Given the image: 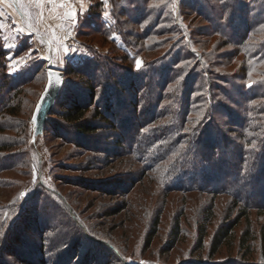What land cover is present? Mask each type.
Segmentation results:
<instances>
[{"label": "rangeland", "instance_id": "1", "mask_svg": "<svg viewBox=\"0 0 264 264\" xmlns=\"http://www.w3.org/2000/svg\"><path fill=\"white\" fill-rule=\"evenodd\" d=\"M100 1L99 16L97 0H23V9L9 0L20 11L0 3V25L9 30L0 29L3 62L13 75L32 76L15 98V114L0 117V145L9 146L0 151V232L8 229L0 262L39 263L43 253L49 264H264L263 209L221 190L166 189L178 175L169 165L179 168V152L203 149L194 133L209 124L220 133L212 138L233 140L225 160L235 159L236 143L264 152L251 140L264 139L256 128L264 127V0ZM73 68L95 75L97 100L105 86L117 89L113 112L143 129L93 120L101 131L78 135L50 117L35 132L47 70L65 74L60 104L88 98ZM249 110L259 115L250 124L256 131L239 139L234 124ZM220 227L231 235L211 255Z\"/></svg>", "mask_w": 264, "mask_h": 264}, {"label": "trees", "instance_id": "2", "mask_svg": "<svg viewBox=\"0 0 264 264\" xmlns=\"http://www.w3.org/2000/svg\"><path fill=\"white\" fill-rule=\"evenodd\" d=\"M137 2L138 0L135 3ZM102 3L103 2H101L100 0H97L95 5L96 10L95 12H93L94 16L101 15ZM240 4L243 6L245 5L244 6L245 9L247 8V4H248L247 2L242 1ZM235 12H238V10H236ZM240 15L241 14L238 13V17ZM6 56H7V51L0 48V117L5 113H9V115L15 114L14 111L12 110L13 104L15 103V98L17 97L18 93L22 90L24 84H26L27 81L31 80L32 78V76H29L28 78L26 77V79H23L24 76H22V74L13 75L9 73V69H8L9 67L7 66V64L3 62L4 59H6ZM31 66L32 64H30L29 67ZM73 73H75L80 77L79 78L80 82L78 85L82 89H86V91L88 92V98L86 97L84 99L83 97L85 96L78 95V98L76 96L75 100L71 102L72 104L70 106H66L64 104H60L62 102L61 101L62 91H61L48 119L50 117H53L54 119L57 120L59 119L63 121L64 124L69 126L70 130L74 131V133L78 135H92L101 131L103 126L99 125L100 123H95L94 122L95 120H100V122H103L105 125L107 124L111 125V123L116 121L118 122L121 130L133 129L134 127H135L134 129L136 128L143 129L145 123L140 122L138 127H136L138 122H133L134 117L131 118V120H128L124 118L127 116L124 117L119 116V114L113 112V106L115 105L114 95L117 94V92H119L117 89H113V87L105 86L104 90L106 91V93L104 92L103 93L104 95L100 98V100H97L98 90L101 88L102 85L101 84L96 85L95 75L88 72L87 69H82V68H73ZM46 76H47V71H46ZM121 80L122 79H120V81ZM120 81H118L119 84H121ZM107 83L110 84L109 82ZM64 86H65V82H64ZM5 90L6 92H4ZM87 92L85 93L81 92V94H86ZM40 96L41 95H39L38 102ZM102 103L103 106H101ZM89 115H91L90 119L92 120L88 119ZM238 115L239 116L237 122L234 124L235 128H233L234 129L233 131H235L239 139L241 138L245 140L247 138V132H250L253 128L250 127V124H253L255 120L259 121L257 118L259 117V115L255 114V110H253V112L249 110L248 115L244 117L241 114ZM180 119H182L183 122L185 120V116L183 117L181 116ZM201 126H203V124ZM262 126H264V124ZM112 127L115 129V126ZM212 127L213 125L209 124V126H207L205 130L201 128L202 130L200 129L199 131L194 133V137L199 136L200 138L199 140H196V142L194 143L195 147L201 146L203 149L198 150L196 148V150H194L189 148L177 154L178 160L182 161V164H179L178 166L180 169L177 168V163L172 162L169 165L170 169L168 170L173 171L174 169H177L178 175L174 179L176 180L175 183L168 185L169 183L168 182L166 184L167 186L166 189L168 190L172 189L174 191H179V192L188 191V190H203L205 192L207 191L218 192L221 190L222 192L229 194V196H231L233 199L244 204L246 207L256 208L259 211L262 209L264 210V152H262L261 155L260 154L255 155L254 151L247 150L240 143H236L238 150L235 153V159L231 158V160L227 161L225 160V158L226 156H230L228 148L232 145L233 140L230 141L229 139L224 138V140L220 142L216 138H212L213 136H215L216 133L217 135L220 134L219 130H215V128ZM256 128L257 130L263 128L262 136H264V127L258 126ZM177 129L180 130L181 127H178ZM169 131L170 130L168 129V132ZM253 131H256L255 127L253 128ZM119 140L121 139H118L117 143L120 142ZM251 140L257 143L261 142V144H263L264 146V139L258 141L257 138L252 137ZM8 147L9 146L7 145L5 146L0 145V151L5 150ZM263 150L264 147L263 149H261V151ZM169 153L172 154V148L169 149ZM165 159L166 158H162V160H158L159 162H155L153 166L155 167L157 163H161ZM205 159L206 160L210 159L209 162L211 163H207ZM197 170L200 171L199 173H197V175H195L194 173L197 172ZM171 177L173 176L171 175ZM213 179L214 180L226 179L224 181H227V185L225 184L226 186L224 187L212 188L210 186L211 183H213ZM256 197L258 198V200H256ZM3 224L5 223L0 224V230L3 227ZM158 226H159V219L155 221L153 231H151L148 235V239H149L148 242H150V240L152 241V239L156 236ZM229 228L230 227H220L216 231V233L212 237L209 246V252L211 255L217 254L218 250L230 238L231 230ZM175 231H177L176 232L177 234L178 231L180 232L179 224L176 226ZM7 233H8V229H6L2 233L0 232V252L4 250L3 243L5 237L7 236ZM42 239H44V237H42ZM90 240L94 242L96 241L91 237ZM244 240L245 239L243 238L242 241L244 242ZM110 247L114 252L119 254V250H117L112 246ZM46 257L47 256L42 253L39 263L37 262V260L36 261L25 260L23 263L49 264L50 261L47 260ZM0 260H1V255H0ZM0 264L3 263L0 262Z\"/></svg>", "mask_w": 264, "mask_h": 264}, {"label": "water", "instance_id": "3", "mask_svg": "<svg viewBox=\"0 0 264 264\" xmlns=\"http://www.w3.org/2000/svg\"><path fill=\"white\" fill-rule=\"evenodd\" d=\"M57 77H59V80H57ZM64 81V72L55 69L47 70V84L34 112V117H38L35 124V132L44 130L47 119L64 86ZM38 109L39 112L37 111Z\"/></svg>", "mask_w": 264, "mask_h": 264}, {"label": "snow or ice", "instance_id": "4", "mask_svg": "<svg viewBox=\"0 0 264 264\" xmlns=\"http://www.w3.org/2000/svg\"><path fill=\"white\" fill-rule=\"evenodd\" d=\"M39 2H42V0H39ZM105 2H107V0H105ZM0 3L6 4L8 8L13 9L14 11H20V9L16 8V5L12 2H9V0H0ZM24 4H23V0H20V8L23 9ZM3 13L0 12V16H2ZM29 27H31V25H29ZM136 67L139 70L142 67V61L137 60L136 61ZM57 80H59V77H57ZM39 112V109L37 110ZM38 117H34L33 121L36 122Z\"/></svg>", "mask_w": 264, "mask_h": 264}, {"label": "crops", "instance_id": "5", "mask_svg": "<svg viewBox=\"0 0 264 264\" xmlns=\"http://www.w3.org/2000/svg\"><path fill=\"white\" fill-rule=\"evenodd\" d=\"M78 1H81V0H78ZM15 23H16V21H15ZM17 23H19V22H17ZM17 26H19L18 24H16ZM0 29H1V32L4 34H6L7 33V31H9L8 29H6V28H3V26L2 25H0ZM21 32V34L22 35H24L25 33H27V31L26 30H24V29H19ZM27 35V34H26ZM30 42H31V44H33V42H35V40L33 39V38H31L30 39Z\"/></svg>", "mask_w": 264, "mask_h": 264}]
</instances>
